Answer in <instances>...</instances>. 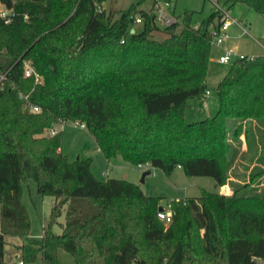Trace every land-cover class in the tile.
<instances>
[{"label":"trees","instance_id":"trees-1","mask_svg":"<svg viewBox=\"0 0 264 264\" xmlns=\"http://www.w3.org/2000/svg\"><path fill=\"white\" fill-rule=\"evenodd\" d=\"M105 1L0 0L11 12L10 22L0 18V71L7 76L0 88V264H7V237L22 241V264H61L60 249L75 264H261L264 54L232 60L216 86V113L187 122V101L208 90L211 28L221 11L197 26L185 11L180 22L161 27L154 0L118 16ZM216 2L264 15V0ZM23 60L42 82L23 75ZM20 94L40 111L30 112ZM66 121L83 123L107 161L119 155L166 176L180 167L187 176L212 177L217 187L229 183L231 192L171 200L166 225L156 215L159 197L126 179H97L91 158L68 161L62 131L44 135ZM27 178L53 198L39 238L29 235L22 202Z\"/></svg>","mask_w":264,"mask_h":264},{"label":"rangeland","instance_id":"rangeland-1","mask_svg":"<svg viewBox=\"0 0 264 264\" xmlns=\"http://www.w3.org/2000/svg\"><path fill=\"white\" fill-rule=\"evenodd\" d=\"M137 0H106L102 6L108 11L110 7L117 10L115 16L126 10L131 3ZM216 0H176L174 12L176 18L181 20L185 11L193 12V24L197 26L199 22L211 14L216 8ZM217 3V2H216ZM150 0L141 2L140 8L148 9ZM224 8L229 17L235 20L227 30L229 37L219 46L212 45V61L208 65L207 88L209 93L204 99L191 98L184 108V119L187 122L198 121L205 117L212 116L218 110V97L216 93L217 83L227 72L230 63H218V57L226 48L233 47L237 53L252 55L264 54V15L256 13L253 9L243 3L225 5L217 3ZM138 5V6H139ZM0 10H5V6L0 3ZM171 10V9H170ZM162 27V26H161ZM180 29V26L178 27ZM158 38L164 37L162 32L154 34ZM206 100V101H205ZM205 101V102H204ZM208 102L205 107L204 103ZM26 108H28L26 106ZM29 109V108H28ZM57 131H62L61 150L68 161L77 158H91V172L99 180L108 178L126 179L137 184L142 192L147 196L160 198V206H166L171 200H184L186 198L199 197L203 190L219 191L225 194L231 192L230 184L217 187L212 177L208 176H187L180 167H176L169 176H166L160 169L150 168V173L141 181L143 170L148 166H133L118 155L107 161L99 151L94 139L85 128H80L75 121H66L55 125ZM50 130L44 135H50ZM105 171L108 173L104 174ZM22 202L26 206L30 218V232L32 238H39L43 232V227L47 226L50 220L53 198L37 193L35 182L27 178L23 182ZM65 214L57 217V223H53L51 230L55 234L61 233L59 223H64ZM1 224V223H0ZM22 241L17 237H7L4 258L7 264H18V247ZM58 258L61 264H75L72 255L63 249L58 251ZM264 264V261H260ZM33 264H38L35 262Z\"/></svg>","mask_w":264,"mask_h":264},{"label":"built area","instance_id":"built-area-1","mask_svg":"<svg viewBox=\"0 0 264 264\" xmlns=\"http://www.w3.org/2000/svg\"><path fill=\"white\" fill-rule=\"evenodd\" d=\"M170 0H154V11H155V22L159 26H167L173 22H180L179 18H176L172 12L170 11ZM214 6L216 10L221 11L222 17L220 19V23L216 26L211 28L212 34V45L219 46L228 39L229 34L227 32L228 28L235 23V20L227 14L224 8H221L216 2H214ZM10 10L5 7V10H0V18L4 19L6 23L10 22ZM135 22H140V17L137 16ZM243 58H253V56H248L246 54L237 53L233 47L226 48L224 52L218 57L217 61L220 64H226L232 62L234 59H243ZM23 75L25 77H34L36 83L42 82V77L39 76L36 71L34 70L33 66L31 65L29 60H23ZM6 72L0 71V88L3 86V81L6 80ZM209 94V90H207L203 97ZM20 97L25 102V106L29 108L30 112H39V107L35 105H31L28 102L27 96L20 94ZM80 128H85V125L80 122H76ZM57 132L55 128H51L49 131L50 135H53ZM147 165V164H146ZM146 165H138L139 167L146 166ZM149 168V165H147ZM162 210H157V218L161 220L164 224H169L172 219V213L170 209V204L168 203L165 207L162 206ZM0 231H1V224H0ZM18 264H22V261H19Z\"/></svg>","mask_w":264,"mask_h":264},{"label":"crops","instance_id":"crops-1","mask_svg":"<svg viewBox=\"0 0 264 264\" xmlns=\"http://www.w3.org/2000/svg\"><path fill=\"white\" fill-rule=\"evenodd\" d=\"M137 1H139L140 4H141V2L144 1V0H137ZM137 1H136V2H137ZM152 1H153V0H150V4H149L150 6H149V8L152 6ZM170 1H171V5H170V8H169V9H171L170 11L173 13V12H174V6H175V2H176V0H170ZM132 4H134V3H131L130 5H132ZM130 5H129V6H130ZM129 6H128V7H129ZM138 8H140V5L138 6ZM149 8H148V9H149ZM141 9H142V8H141ZM212 49H213V48H212ZM212 49H211V51H212ZM252 56L255 57V56H257V55H255V56L252 55ZM211 61H212V58H211V56H210V60H209V62H211ZM218 63H219V62H218ZM209 94H210V93H209ZM206 97H207V95H206L205 97L201 98V99H204V98H206ZM194 99L199 100L198 98H194ZM205 101H206V100H205ZM205 101H204V102H205ZM207 103H208V102L204 103L205 107H206V105H208ZM99 151H100V150H99ZM143 171H145V170H143ZM106 173H108V171H105L104 174H106ZM224 186H225V185H224Z\"/></svg>","mask_w":264,"mask_h":264},{"label":"water","instance_id":"water-1","mask_svg":"<svg viewBox=\"0 0 264 264\" xmlns=\"http://www.w3.org/2000/svg\"><path fill=\"white\" fill-rule=\"evenodd\" d=\"M131 31L133 32V29ZM149 173H150V170L143 171L142 176H141V181L142 182L144 181L145 176L148 175ZM158 209L162 210L163 208H162V206H159Z\"/></svg>","mask_w":264,"mask_h":264}]
</instances>
